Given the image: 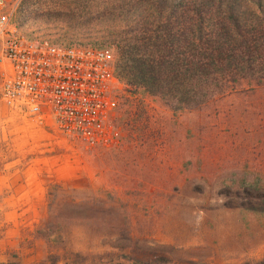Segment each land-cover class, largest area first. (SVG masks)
Wrapping results in <instances>:
<instances>
[{"label":"rangeland","instance_id":"1","mask_svg":"<svg viewBox=\"0 0 264 264\" xmlns=\"http://www.w3.org/2000/svg\"><path fill=\"white\" fill-rule=\"evenodd\" d=\"M8 2L23 35L116 62L104 0ZM112 125L91 148L0 101V264H264V80L176 112L127 86Z\"/></svg>","mask_w":264,"mask_h":264},{"label":"trees","instance_id":"2","mask_svg":"<svg viewBox=\"0 0 264 264\" xmlns=\"http://www.w3.org/2000/svg\"><path fill=\"white\" fill-rule=\"evenodd\" d=\"M104 1L119 77L175 112L264 80V0Z\"/></svg>","mask_w":264,"mask_h":264},{"label":"built area","instance_id":"3","mask_svg":"<svg viewBox=\"0 0 264 264\" xmlns=\"http://www.w3.org/2000/svg\"><path fill=\"white\" fill-rule=\"evenodd\" d=\"M0 0V101L32 124L83 142L110 146L112 122L127 85L109 49L30 38Z\"/></svg>","mask_w":264,"mask_h":264}]
</instances>
